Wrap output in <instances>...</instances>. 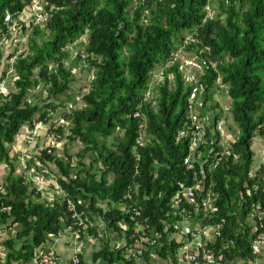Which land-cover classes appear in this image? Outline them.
Here are the masks:
<instances>
[{"label":"trees","instance_id":"obj_1","mask_svg":"<svg viewBox=\"0 0 264 264\" xmlns=\"http://www.w3.org/2000/svg\"><path fill=\"white\" fill-rule=\"evenodd\" d=\"M34 1L0 0V33H10L8 16L12 21L18 20ZM46 2L54 9L50 20L45 27L33 31L28 50L13 66L17 92L0 97V161H9L6 146L15 142L24 126L33 130L37 123H48L50 116L64 107L61 97L69 94L78 82L69 68L71 55L67 48L87 36L88 57L84 60L80 55L79 61L83 59L82 63L87 65L82 70L94 71L88 93H82L83 87L74 91L79 94L73 103L80 101L79 107L64 116L70 124V134L65 136L62 126L53 130L61 140L66 139L69 145L78 144L82 150L74 157L67 148L62 159L53 155L55 151L50 154L45 150L41 163L60 168L61 188L85 219L100 214L108 227L120 232L118 225L127 218L111 208L123 200L134 181L137 169L133 153L143 127L142 119H136L135 114L141 113L152 142L139 148L138 182L142 198L138 206L147 225L161 233L164 247L160 257L166 259L171 253L176 260L181 244L170 241L166 231L172 227L175 232V222L168 217L170 202L185 173L184 159L189 151L188 139L178 145L176 139L187 125L192 87L185 83L175 59L186 38L195 32L186 52L205 63L200 79L207 94L205 108L216 112L220 119L225 112L215 99V90L224 91L231 100L230 130L237 138L232 155L213 173L217 213L209 225L222 224L215 249L230 240L233 245L225 252L229 260L248 254L252 257L251 244L257 231L255 227L250 240L252 230L245 223L255 205L260 203L264 211V173L252 175L253 140L257 136L264 138V0ZM209 4L217 17L206 21L205 8ZM159 68L174 75V80L167 78L159 85L154 101L149 103L146 93ZM219 78L222 86L217 83ZM41 85L46 93L44 107L29 105V91ZM110 139L112 147L108 145ZM88 156L94 158L89 165L84 162ZM256 186L259 191H255ZM35 194L22 179L13 176L8 178L5 193L0 194V224L22 226L17 237L5 243L7 264H27L49 237L72 225L64 201L46 207L33 202ZM202 201L203 197H199L200 208L188 211L205 218ZM105 202L106 214L101 208ZM256 223L259 225L257 219ZM100 259L109 263L123 260L121 254L109 248L94 257L95 261Z\"/></svg>","mask_w":264,"mask_h":264},{"label":"built area","instance_id":"obj_2","mask_svg":"<svg viewBox=\"0 0 264 264\" xmlns=\"http://www.w3.org/2000/svg\"><path fill=\"white\" fill-rule=\"evenodd\" d=\"M205 10L207 12L206 21L214 20L217 17V14L212 10L210 4ZM27 11L31 14V23L26 27V32L31 36L36 28L45 27L54 9L47 4L46 0H35ZM10 21L11 17L9 16L6 18V24L11 26L13 21L11 23ZM195 34L194 32L186 38L185 43L179 48V53L176 54L175 59V62L177 61L179 63L180 70L184 74L183 79L185 83L192 87V93L187 108V125L183 130L179 131L176 139V145L188 139L189 151L184 159L185 173L183 174V178L177 182L176 192L170 202L168 217L175 222V232H172V227H167L166 231L168 239L170 241L176 240L181 244V247L177 251L176 260L169 253L166 261L168 263L178 262L181 264H224V259L227 258L225 252L233 243L230 240H226L223 247L218 250L215 249L222 231V224L215 226L209 225V221L217 213L215 205L218 196L212 189L214 185L213 173L224 163L226 158L232 155V145L236 142L237 138L231 132L229 126L228 116L230 108L224 110L225 113L220 119H217L218 114L216 112L205 108L207 105V94L202 85H200V79L204 76L205 63L199 62L195 56L186 52V49L193 42ZM8 39L9 33H0V53L6 46ZM23 53L24 51L19 50L10 58L9 67L11 73H14L13 66L20 56L24 55ZM184 56H186V59ZM87 57L88 55L86 54L82 56L84 60ZM167 78L169 81H173L174 75H167L163 69L160 71V76L152 75L149 90L146 93L147 102L154 101L158 86L164 84ZM217 83L219 86H222V79L219 78ZM82 93L87 94L88 88L84 87ZM78 107L73 102L69 103L67 111L71 113ZM135 118L142 119L143 121V127L137 140V147H135L133 153L137 171L134 176V181L128 187V191L123 197V200L120 203L113 204L111 208L114 211H119L124 218H127V220L120 221L118 225L123 240L120 245H117L114 251V253L121 254L123 261L126 263H132L145 258L149 261L153 259L155 254L160 257L164 247L161 242V233L156 227H149L147 225L143 220L142 211L138 206V202L142 198L140 194L141 186L138 182L140 176L138 168L141 161L139 148L150 146L152 140L147 132L145 117L138 112L135 114ZM47 150L52 154L50 148ZM153 169L157 175V171L159 170L157 163L153 165ZM33 175L31 182L36 187H44L46 181L53 178L50 171L41 165H39L38 172H35ZM208 183L209 188L206 190ZM58 189L62 193L61 201L67 204V209L72 219V225L68 228L73 232L72 242L74 246L70 264H83L79 246L82 236L89 232L92 225L79 212L77 204L68 197L61 186ZM254 189L255 191H259L258 186L254 187ZM199 197H203L202 209L206 214L205 218L200 217V214L192 215L188 211V208H200L198 204ZM78 203L80 205L83 204L82 201ZM104 204L108 206L107 202ZM248 218L255 222L257 231V236L251 244L252 257L250 258L249 264H258L264 248V211H262L260 203L253 207ZM256 219L259 225L256 223ZM193 220L199 221L202 227L198 226L197 229L192 227L191 222ZM0 226L3 225L0 224ZM242 229L243 231L245 230L244 226H242ZM62 234L63 232L56 236H51L49 239H58ZM6 242L5 237L0 236V264H6L5 259L2 258L7 253V248L5 247ZM27 264L65 263L60 259L55 246L52 245L48 249L46 248L45 251H35L33 258Z\"/></svg>","mask_w":264,"mask_h":264},{"label":"crops","instance_id":"obj_3","mask_svg":"<svg viewBox=\"0 0 264 264\" xmlns=\"http://www.w3.org/2000/svg\"><path fill=\"white\" fill-rule=\"evenodd\" d=\"M27 10L18 18V20L12 22H15L13 29L17 28L18 26L20 28L24 27L26 32V27L29 25V23H31V14L28 13ZM18 38L19 37L17 33L10 32L8 42L0 53V96H8L17 92L15 87L16 72L14 70V73H11V69H9L8 65L10 58L14 55L13 50L16 48V43L19 40ZM85 38L88 37L86 36L81 40L83 41ZM87 42L88 41H86L85 44H87ZM73 70L71 69L72 72ZM81 88L82 84H75L71 92H69L70 95H73V99L69 102H63L64 107L53 113L50 116V121L48 123H37L35 129L33 130H31L28 126H24L21 129L19 135L16 137L15 142L12 145L6 146L8 150L9 161H0V194L5 193L8 178L13 176L14 178L22 179L25 186L29 187L30 192L36 193L35 196H33V202L35 204L44 205L46 207H54L61 201L62 193L58 189V187L61 186L60 180L62 178L60 168L56 164H50L47 162L41 163V158L44 150L49 148L55 151V154L53 155L58 159H62V155L65 156L67 148L69 149L70 154L74 155V153H72V149L70 150V145L67 143V140H61V136L53 132V130L55 131L56 129L60 128V126H62L65 136L70 134V124L64 120V116L66 113H69L67 111V106L69 103H72V101L78 97L79 93L75 92L73 94V92ZM42 90V85L36 89L30 90L26 102L29 105H39L40 107H44L46 93ZM41 92L42 100L40 101L39 97H41ZM228 99L230 100V98ZM60 100H62V98ZM52 101L54 103L56 102L54 100ZM230 106L231 102L229 106H223V110L229 109ZM229 123L231 124L230 119ZM252 151L255 155V162L252 172L254 177L261 172L264 173V138L257 136L253 140ZM86 158L84 159V162L89 165L91 162L87 163L85 161ZM75 161L78 162V159L76 158ZM39 165L44 166L53 175V178L46 181V185L44 187H36V185L31 182V178L34 176L33 174L38 172ZM101 208L104 210V214H106L108 211L107 204L103 203ZM87 220L90 225H92V227L88 233H85L84 236H82L81 244L79 246L80 256L83 264H181L178 262L168 263L166 259L159 257L157 254H155L153 259L149 261L145 258L132 263H126L123 260L117 263H109L102 259L95 261L94 257L102 252L105 248H109L112 252H114L117 245H120L123 239L120 232H116V230L114 231L108 227V222L104 216H101L100 214H92L91 218H87ZM245 224L249 229L252 230V232L249 234V239L252 240L255 232V222L248 218ZM191 225L196 229L198 226L202 227L199 221L196 220H193ZM68 228V226L64 228L62 231L63 234L58 239H48L45 246L37 248L36 251H45L46 248L48 249L53 245L55 246L60 259L65 264H70L74 246L72 242L73 232ZM0 229V236L5 237V240L7 241H11L17 237L18 233L21 232L22 226L19 224L14 225L9 223L8 225L0 226ZM7 257L8 250L6 256L4 255L2 258H4L7 262ZM250 258L251 257L249 254L246 256H236L231 260L225 258L224 264H249ZM258 264H264V248L262 250V255L260 256Z\"/></svg>","mask_w":264,"mask_h":264},{"label":"rangeland","instance_id":"obj_4","mask_svg":"<svg viewBox=\"0 0 264 264\" xmlns=\"http://www.w3.org/2000/svg\"><path fill=\"white\" fill-rule=\"evenodd\" d=\"M11 22H12V19H11L10 23ZM13 25H15V22L14 23H11L10 32L17 33L18 34V37H19L18 38L19 40L16 43V48H14V50H13V54H15L16 52H18L19 50H22L25 53L28 50V43H27L28 40L27 39H28V37H30V35L27 32H25V28L24 27L23 28L22 27L20 28L18 26L17 28L13 29ZM86 41H88V38H85L83 41L82 40H79L78 42H76L73 45H70L67 48L68 53L71 55L70 60L68 61L69 62V67L70 68L72 67L71 68L72 70L74 69L73 70V75L78 80V83L77 84H82V87L83 88L84 87H87V88L89 87V84H90L89 81H91L93 79L92 73L94 72V71H89L88 72V70H81L83 68L82 66H85V67L87 66L85 63H82V60L83 59L81 61H79V56L81 55V57H82L85 54V52H86L85 51V45H86L85 42ZM184 57L186 59V56H184ZM8 66H10V62H9V65ZM9 69H10V67H9ZM160 71H161V68L157 69L153 75H159L160 76ZM89 77H90V79H89ZM77 87H78V85H77ZM42 89H43L42 91H45V88H44L43 85H42ZM74 93L75 92H73V94ZM215 95H216L215 96L216 101L220 102L224 107L225 106H229L231 100H229L227 98V96L224 95V91L221 90V91L218 92L217 90H215ZM61 98H62V100H64V102H69V101L72 100L70 93L62 96ZM39 99H40V101L42 100V92H41V97H39ZM78 100H80V99H78ZM79 102L80 101H78V104H75V103H73V104H75V106L78 107L79 104H80ZM69 128H70V126H69ZM120 135L122 136V134H120ZM112 144H113V140L110 139L108 141V145L110 147H112ZM71 149H72V153H74V155L73 154L72 155L74 157H77V155L82 150V147L80 145H78V144L77 145L75 144V145H70V150ZM62 156H63V158H65L64 155H62ZM93 160H94V158L92 156H88L85 161L87 163H90V162L92 163Z\"/></svg>","mask_w":264,"mask_h":264}]
</instances>
